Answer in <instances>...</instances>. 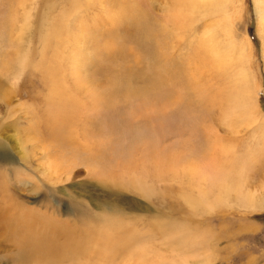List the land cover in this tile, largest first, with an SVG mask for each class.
I'll return each mask as SVG.
<instances>
[{"label": "rangeland", "instance_id": "374dc122", "mask_svg": "<svg viewBox=\"0 0 264 264\" xmlns=\"http://www.w3.org/2000/svg\"><path fill=\"white\" fill-rule=\"evenodd\" d=\"M178 3L0 0V264H31L3 234L28 210L45 264H264V0ZM198 171L259 204L191 208Z\"/></svg>", "mask_w": 264, "mask_h": 264}, {"label": "bare ground", "instance_id": "6f19581e", "mask_svg": "<svg viewBox=\"0 0 264 264\" xmlns=\"http://www.w3.org/2000/svg\"><path fill=\"white\" fill-rule=\"evenodd\" d=\"M178 1H179V3L176 6L182 9V13L186 12V11L191 12L193 10H196V8L200 7V5H205V4H208L210 2V0H178ZM260 24H261V27H263V23L260 22ZM17 57H18L17 58L18 65L23 67L24 64L26 63V55L22 54L20 57L19 56H17ZM237 57H238V60L240 61V63H238L240 67H239L238 73H237V80L234 83V87H235L234 96H231V95L230 96L233 98L232 103L234 102V107H235V112H236V113L235 112L234 113L237 116L242 115L241 117H244V115H246V114H244L245 110H246V106L249 103L247 99H250V97L252 98V95H254L253 94L254 93V89H253L254 87L251 85V79H252L251 74H250V72H248L246 70L247 65L245 66V64H244L245 62L247 63V61H245V56H244L243 50L240 51V55ZM21 67H19V68H21ZM170 79H173V78L171 77ZM250 86H252L253 88H251ZM110 93H111V91L108 92V95ZM113 93H111L109 96H111ZM249 106H250V103L248 104V107ZM230 116L232 117V115H230ZM245 117H247V116H245ZM236 118H234V119H236ZM223 150L225 153L228 154V152H226V151H228V149L226 147ZM252 153L254 154L255 151L254 152L252 151ZM250 154H251V152H250ZM256 155H255V157H257ZM250 157H251V155H250ZM254 158H252V159H254ZM247 159H249V158H247ZM202 166H203V163H202ZM245 166L246 165H244V167ZM188 169L190 170V173H191L192 167H189ZM223 169L224 168H222V172L224 171ZM194 170H196V169L193 168V171ZM201 172H203V174H201L198 171V173L200 174V175H198L199 177H192V174H194L193 172H192V174L189 175V176H191V181L195 180V179H197V181H198V179H200V181H201L199 188H197L196 197L187 196V199L190 201V202H188V204L191 208L198 210V211H204V210H207V209L213 207L214 205L222 204V203H228V202H230L228 197H230L229 193H231V191H232L231 195L233 194L234 198H235L234 202L239 203V205H241L243 207L253 208L259 204V201L256 200L252 194H250L245 189H243L242 183H240L238 180L235 181V179L232 177L233 175H231V177L229 176L231 174L230 171H228L229 173H224V174L220 172L218 174V176L213 174L214 171H213V173H206V174H205V171H201ZM196 173H197V171H196ZM237 183H239V184H237ZM196 184H197V182H196ZM193 185H194V181H193ZM190 186H191V184H190ZM142 188L143 187H141L140 189H142ZM14 207H15V205L13 206V208ZM9 210H11V209L8 208L7 212ZM17 212H18V210H17ZM0 218H2V217H0ZM4 220H5L6 224H5V229H4L3 234L8 239H11L12 241H14V238L18 237V238L25 239L26 243L29 244L28 251H27L28 253L26 255H22L23 260L26 263L30 262L31 264H45L44 261H47V259L44 260V256L50 257V258H59L61 255L63 256V254H64V257H66L65 253L61 254V252L56 247H55L56 249L53 248L50 244H48L44 240V238H45L44 233L49 231V229L47 228L48 226L46 227V225H45L48 223L47 222L48 220H45V218L42 217L40 214L33 212L31 210H28V211H25V213H23L22 215H18V214L14 215V216L8 215V218H6ZM39 220L44 222V224L39 223L38 222ZM2 227H4V226L2 225Z\"/></svg>", "mask_w": 264, "mask_h": 264}]
</instances>
